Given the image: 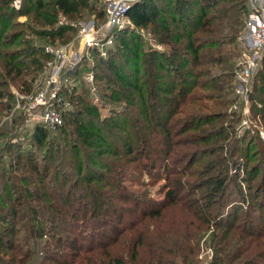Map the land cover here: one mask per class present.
<instances>
[{
  "label": "trees",
  "instance_id": "obj_1",
  "mask_svg": "<svg viewBox=\"0 0 264 264\" xmlns=\"http://www.w3.org/2000/svg\"><path fill=\"white\" fill-rule=\"evenodd\" d=\"M94 1L96 3L98 0ZM14 3L15 0H0V120L2 112L10 109V105L5 106L4 103L6 96L10 94L2 88L18 82L21 90L30 93L36 77L46 69L47 62L52 59V55L46 50L47 45L64 44L72 39L68 34L73 32L75 27L71 24H60V16L64 15L67 19L74 20L80 17L83 10L92 6L90 0H21L20 8H16ZM96 13L97 19L104 18L103 8ZM248 14L247 0H142L129 11L133 25L136 28L150 27L159 43L166 45L167 49L144 52L141 37L129 27L117 33L119 38L108 50L107 56H101L97 51L93 52L95 58L93 72L98 94L103 101L117 108L112 107L110 114L104 116L99 105L88 97L87 93H76L66 88V97L77 109L65 113V122L59 131L62 129L63 133L66 131L64 126L68 116L71 115L74 127L70 133L73 137L70 153L74 154L73 164L78 166L76 178L84 183L85 188H111L113 197L121 196V200L129 205L121 208L122 213L118 219L121 225L114 237L98 239L93 237L82 245L78 244L76 239L70 245L66 243L67 247L59 253L60 255H49L50 262L54 264H197L201 234L208 230L213 233L211 241L216 250L212 264H233L246 252L248 255L243 259L245 261L264 256L262 249L264 231H254L258 225L250 220L246 232L248 236L256 237L252 238L251 244L243 248L246 237L236 235L228 237L231 228L234 229L233 219L239 217V205H227L224 201L217 200L220 191L229 180L230 166L227 159L222 157V152L225 151V147L239 151V146L235 138L234 141L232 139V147L229 143L225 145L224 141L229 140L230 135L220 120L223 115L215 112L214 108L224 104L217 102V98H224L232 90L235 59L238 57L237 39L247 22ZM19 16H30V23L17 21L15 17ZM23 26L36 36L35 39L24 37L27 35L25 30H18ZM143 54L159 57L158 61L149 59L146 62L147 74L145 71L143 76L145 82H141L140 76ZM117 57L123 58L124 63L119 64ZM177 57L185 67H190L188 70L192 71L188 73L191 78H195L193 81L186 78L187 83L182 84L178 91H176V80L171 81L172 77L165 74L173 70V67L168 66L166 62L176 63ZM164 81L166 82L163 84ZM253 84L254 107L264 121V58L256 78L254 75ZM192 87L204 90L206 93L202 95L192 93ZM153 98H159L158 104L160 106L166 104L167 109L173 114L181 111L186 118L183 120L185 129L194 125L193 128L199 131L191 135L189 141H179L172 135L173 131L169 125H165L163 119L157 121L156 125L151 126L152 130L147 135L149 137H144L146 145L143 147V154H147L148 163H143L139 157H133L138 144L132 143L129 123L124 121L123 116L128 115L127 110L130 107L134 108L139 105L138 102H142V113L148 123L153 122L155 116L148 113L149 109L154 110L158 107L152 102ZM207 102L212 104L209 105ZM78 105H80L79 109ZM201 110H206L207 113H201ZM48 131V128L37 125L34 129L35 142L44 145L49 137ZM122 134H125V137H122V145L126 150V163L130 166L125 168L120 164L123 169L116 168L111 170L110 177L105 176L102 173L108 171V164L104 163L105 157L121 158L120 147L115 150L112 139L119 138ZM66 135L68 138V134ZM160 135L165 137V142L158 143L161 141L159 140L158 147H155L156 138ZM179 142H183L182 145L185 146L209 144V151L205 154L215 157L204 162L203 165L199 164L200 171L203 169L204 172L196 171L192 166L184 168H180L179 164L175 166L178 162L186 161L188 156L191 158L190 165L197 161V155L191 153L192 149L189 150L190 155H186L183 160L179 159L180 151L174 149ZM51 152L49 157H53L55 153L59 158L63 156L60 147L55 153ZM162 155H165L163 161ZM17 158L20 159L19 156ZM44 159L46 160V156ZM27 160L30 174L42 179L49 177V167H41L32 157ZM132 164H135L133 168H131ZM142 166L146 168L150 166L156 174L165 176L166 191L162 200L152 199L146 193L136 196L134 193L125 192L123 182L126 180V173L130 169H139ZM236 168L237 174L234 175L236 180L248 182L246 176L240 175L247 168L237 164ZM205 172L211 175L209 181L203 180L198 175ZM185 177L187 179L183 182L182 179ZM56 178L52 177V180H57ZM27 180L28 177H24V181ZM41 182V185H44V180ZM120 189H124L123 195L117 193ZM255 189H259L258 198L264 191V184L256 186ZM183 192L185 193L182 194ZM93 193L96 196H93L95 199H91V202L95 203L97 212H100L103 206L100 194L102 195L103 192L98 195L96 192ZM263 203L259 204L261 209H264ZM170 206H176L181 215L175 219V222L173 221V224L169 222L164 227L159 222L165 217L166 208ZM16 214L13 208L7 210L0 208L2 227L0 249L13 247L15 240L6 235L14 232L15 228L11 220ZM60 215L62 214L58 216ZM98 218H101L98 221L100 224L102 217L98 215ZM245 222H248L247 218ZM219 228H226V232L223 231L222 235H219L216 231ZM17 252L12 253L14 257L10 260L19 258ZM28 256L30 257V255L21 256V263H24ZM0 264H5V258L1 254Z\"/></svg>",
  "mask_w": 264,
  "mask_h": 264
},
{
  "label": "rangeland",
  "instance_id": "obj_2",
  "mask_svg": "<svg viewBox=\"0 0 264 264\" xmlns=\"http://www.w3.org/2000/svg\"><path fill=\"white\" fill-rule=\"evenodd\" d=\"M90 1L92 6L83 10L80 17H77L74 20L68 19L69 23L75 27V30L68 34L69 36H72V39L64 44H71L76 41L80 22L97 19L96 12L102 10L103 2L102 0H98L96 3L94 0ZM15 19H18L17 21L23 23H30L31 21L30 16H19L17 18L15 17ZM105 20L104 17L99 21L104 22ZM129 27L134 29V31L141 37L144 52L152 50L164 51L167 49L166 45L159 43L150 27L136 28L133 25V22L132 25H129L126 28ZM245 27L246 24L242 28L237 39L236 50L238 52V57L235 59V71L238 68V62L245 48V42L242 40ZM18 30H25L27 35H24V37L26 39H35L36 37L34 34H31V31L25 26L19 27ZM117 33L115 35L114 44L117 38H119ZM117 58L119 64L124 63L123 58ZM91 59H93V61H88L86 59L82 66L79 67L75 73L70 75L67 82V88L76 93H87L88 97L99 105L102 114L107 116L110 114L112 107L116 106H112L102 100L98 94L95 80L93 84H88L85 80V75L88 72H93L95 66L94 56H92ZM149 59L158 61L159 57L142 55L141 65L143 67L141 68L142 74L140 75L141 82H145L143 76L145 71L147 74L146 62L149 61ZM176 60V63L170 61L166 62L168 66L173 67V70L169 73L166 72L165 74L172 77L171 81L175 82L176 80V91H178L182 84L187 83L185 80L186 78L191 79L192 81L195 80V78H191L190 73L192 70H188L190 67H185L180 58L177 57ZM262 63L263 60L261 61L258 70L261 68ZM258 70L255 73V78ZM188 71L190 73H188ZM43 72L38 75L33 82L31 87L32 91L41 83L40 79ZM253 80L254 76L250 83L244 85L243 92L238 93L237 89L239 85L234 77L232 90L229 94L224 98H217L216 100L217 102L219 101V103L221 102L224 104L214 108L215 112L217 111L218 114L223 115L220 120L224 123L226 132L230 135L229 140L226 142L224 141L225 145L229 143L231 146L235 138L237 140V145L239 146V151H233V148L229 149V147H225V151L222 152V157H224L225 160L227 159V163L230 166L229 180L224 189L221 190L223 192L220 191L217 200L224 201L227 205H239V217L233 219L234 229L231 228L228 237H235V235L237 237H246L247 240H245L246 243L243 245V248H246L247 245L251 244L252 238L256 237L253 235L248 236V233L246 232V229H249L248 225L250 224V220H253L254 223L256 222L258 225L254 231H264V209H261L259 206L260 203L264 202V191L261 192L257 198V191H259V189H255L256 186L264 184V121L259 117L260 114H258L254 107L255 98L253 92L255 93V91ZM165 82L166 81H164L163 84ZM73 88L75 90H73ZM2 90L10 94L6 96L4 102L5 106L10 105V109L2 112L0 120V208H5V210L13 208L17 213L11 220L12 225L15 228L14 232L6 235L7 237H13L15 240L13 247L0 249V254L5 258V264H54V262L48 260V256L61 253L67 247L66 243L70 245L77 239L78 244L82 245V243L89 242L93 237L94 239H98L99 237H114L121 225L118 220L122 213L121 208L126 207L129 203L121 200V196H118L117 198L113 197L111 188H85L84 183L76 178L78 166L73 164L74 154L70 153L73 141V137L70 133L74 127L72 125L73 118L71 115H69L66 120L64 126L66 131H64V133L62 132L63 129L61 131H59V129H48L49 137L44 145L37 144L34 140V129L38 123H27L22 114L14 112L17 103L29 92L21 90V86L18 82L10 83L9 85L4 86ZM191 91L192 93H199L201 95L206 93L204 90L193 87ZM257 95L259 94L257 93ZM152 100L153 103L158 105L154 110H148L149 114L152 113V115L155 116L153 122L148 123L144 113H142V102H138L139 105H136L134 108L130 107L127 110L128 115L124 114L123 116L124 121L129 123L128 129L131 131L130 138L132 143L134 145L138 144V149L133 157H139L143 163H148L147 154H143V147L146 145V139L144 137H149L147 135H149V131L152 130L151 126L156 125L157 121L163 119L165 125H169V128L173 131L172 135L179 141H189L191 139L190 136L195 135L197 131H199H196L193 128L194 125L185 129V123H183V120L186 118L181 111L177 113L174 112L173 114L172 111L167 109L166 104L164 106L158 104L159 98H153ZM207 104L210 105L212 102H207ZM79 108L80 105H78V109ZM75 109L77 108L72 104L71 110ZM201 111V113H207L206 110ZM66 134H68V138H66ZM122 137H125V134H122L119 138H114L115 140L112 139V146L114 149L117 150L120 147L119 153L121 154V158L113 156L105 157L104 163L108 164V171H101L105 176L107 175L110 177L112 175L111 170L119 168L120 164L125 166V168L130 166V164L126 163L127 156H125L126 150L122 145ZM159 140L161 141L158 142ZM155 142V147H158V143L165 142V137L160 135L156 138ZM182 143L183 142H179L174 148L177 151H180L179 159L183 160L186 155L193 153L194 155H197V161L193 165H190L192 164L190 161L191 158L188 156L190 159L187 157L186 161H182V163L178 162L175 166L177 164H179L180 168L192 166V169L200 171L201 166L199 164L203 165L204 162L215 157L206 155L209 151V144L205 145L198 143L196 146H192L191 144L185 146L182 145ZM58 147L63 151V156L61 158L55 153ZM136 148L137 146L135 149ZM51 149L55 155L53 157L50 156V158L49 155ZM191 149L193 152L190 153L189 150ZM81 151L83 153V150ZM204 154L206 156H204ZM18 156L20 159L17 158ZM45 156L46 160L44 159ZM29 157L37 160L41 167L47 166L50 168V175L48 178L42 179L30 174L27 163ZM164 158L165 155H162V161ZM236 164L238 166L243 165L247 168V170L241 172L240 175L246 176L249 179L248 182L243 183L236 180L234 177V175L237 174ZM134 165L135 164H132L131 168H133ZM120 169L123 168L120 167ZM200 172H204V170L202 169ZM198 175L203 180L208 181L211 177L208 172ZM24 177H28V180L24 181ZM52 177H57V180H52ZM253 177L255 178L253 179ZM178 178H180V176H178ZM125 179L123 185H125V192L128 194L134 193L137 196V194L141 195L146 193L152 199L159 201L165 196V176L163 175L161 177L156 174L150 166L147 168L142 166V168L139 169L128 170ZM186 179L187 178L185 177L182 181L184 182ZM191 179L196 180V178ZM43 180L44 185H41V181ZM123 190L120 189L117 193L123 195ZM93 192H96L97 195L100 192H103L104 194V196L103 194H100V199L103 204L102 208H100V212H97L95 203L91 202V199H95L93 196H96ZM184 193L185 192L182 194ZM175 207L176 206H170L166 208L164 214L165 217L161 219V222L158 221L162 226H167V223L169 222L173 224V221L175 222V219L180 217V210ZM228 207H226L227 210ZM59 214H62L63 216H58ZM98 215L102 217L100 224H98V221H100L101 218H98ZM249 217H252L253 219H250ZM246 218L248 219V222H245ZM89 219H91V221ZM236 227L237 229L235 230ZM1 228L0 223V229ZM225 229L226 228H219L218 230L216 229V231L219 235H222L223 231L226 232ZM212 236L213 233H211V230L205 231L201 234L202 238L200 240V252L197 256V264H212L214 261L216 250L212 246ZM257 237L259 236L257 235ZM62 239L65 241H61ZM66 239L68 242H66ZM262 249H264V247H262ZM14 251H20L19 254L17 252V258H19L17 260H15V258L10 260L11 257H14V254L12 256ZM23 255H30V257L28 256L26 261L21 263L20 257ZM246 255H248L247 252L242 258L238 259L233 264H264V256L255 259L250 257L254 260L245 261L243 259L247 257Z\"/></svg>",
  "mask_w": 264,
  "mask_h": 264
},
{
  "label": "built area",
  "instance_id": "obj_3",
  "mask_svg": "<svg viewBox=\"0 0 264 264\" xmlns=\"http://www.w3.org/2000/svg\"><path fill=\"white\" fill-rule=\"evenodd\" d=\"M142 0H102L105 21L92 19L80 22L76 41L71 44L48 45L46 50L52 55L46 64L38 87L23 96L14 112H19L27 123L36 122L50 130L60 129L65 122V113L72 103L65 95L67 82L84 61H93V52L107 56L114 45L117 32L132 25L129 11ZM249 14L242 40L245 48L235 71L238 93L250 83L264 57V0H247ZM14 6L20 8L21 0ZM60 24H70L67 17L60 16ZM86 83L93 84L94 72L85 75Z\"/></svg>",
  "mask_w": 264,
  "mask_h": 264
}]
</instances>
